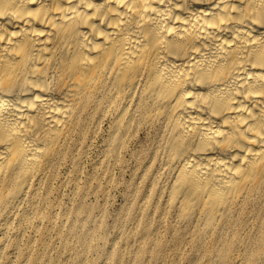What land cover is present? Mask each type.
Segmentation results:
<instances>
[{
  "label": "bare ground",
  "instance_id": "1",
  "mask_svg": "<svg viewBox=\"0 0 264 264\" xmlns=\"http://www.w3.org/2000/svg\"><path fill=\"white\" fill-rule=\"evenodd\" d=\"M142 136L136 188L156 195V229L167 216L220 236L261 207L264 0H0V264L47 259L52 233L74 231L44 214L63 209L53 197H88L80 168L101 140L91 190L108 199L111 166ZM155 208L145 194L139 215ZM74 217L97 250L103 220L84 205ZM252 241L249 264L264 228ZM139 247L138 263L149 251Z\"/></svg>",
  "mask_w": 264,
  "mask_h": 264
},
{
  "label": "rangeland",
  "instance_id": "2",
  "mask_svg": "<svg viewBox=\"0 0 264 264\" xmlns=\"http://www.w3.org/2000/svg\"><path fill=\"white\" fill-rule=\"evenodd\" d=\"M146 144V137L134 144L130 152L118 165L111 166L113 182L116 188L110 192L108 199L98 191L91 190L94 182H102L97 161L101 156V140L92 148L86 160L80 168V178L83 184L89 188V195L77 202L69 201L71 191H62L53 197L54 204L63 207L61 211L52 213L44 210L47 217L61 216L67 220V227L73 226L72 233L64 232L56 239L53 232L47 239V259H42L41 264H51V260L57 264H80L79 253L88 256V262L98 261L99 264H118L111 258L112 246H117V253L124 258V264H249L248 252L255 253L260 249L258 243L252 240L260 235L264 225L260 227L259 219L264 220V198L261 207L244 214V221L234 226L222 229V235L217 236L205 228H182L174 225L171 218L162 216L164 224L156 229L161 213L155 203L154 192H147L139 186L141 180L146 178L144 173V161L141 156L142 147ZM89 183L87 184V181ZM145 194L148 195V204L156 207L139 215L138 207L142 204ZM84 205L93 217L103 220L104 231L99 238L97 250H85L84 238L86 233L78 229L80 222L74 217L76 210ZM148 228L149 233L141 234L142 227ZM66 227V228H67ZM119 231L117 235L116 232ZM89 240L92 239L89 237ZM75 244L71 259H66L64 251L67 245ZM144 245L149 250L140 263L136 261V255L140 252L139 245ZM215 247V253L210 251ZM157 254L155 256L154 254ZM50 259V261H49ZM255 264H264V248L255 259Z\"/></svg>",
  "mask_w": 264,
  "mask_h": 264
}]
</instances>
